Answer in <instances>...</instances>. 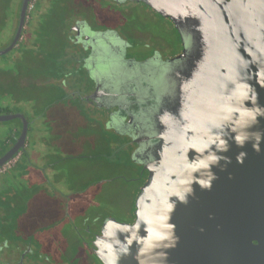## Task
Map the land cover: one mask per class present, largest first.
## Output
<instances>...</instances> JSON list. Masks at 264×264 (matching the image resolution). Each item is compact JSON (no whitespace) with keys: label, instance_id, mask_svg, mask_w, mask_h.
I'll use <instances>...</instances> for the list:
<instances>
[{"label":"water","instance_id":"95a60500","mask_svg":"<svg viewBox=\"0 0 264 264\" xmlns=\"http://www.w3.org/2000/svg\"><path fill=\"white\" fill-rule=\"evenodd\" d=\"M28 1L0 55L16 45ZM113 1L170 19L182 49L166 59L122 57L120 84L135 86L138 112L131 157L147 177L134 221L105 218L95 256L102 264H264V0ZM13 119L21 132L0 170L27 144L26 117L0 113L1 122Z\"/></svg>","mask_w":264,"mask_h":264},{"label":"rangeland","instance_id":"374dc122","mask_svg":"<svg viewBox=\"0 0 264 264\" xmlns=\"http://www.w3.org/2000/svg\"><path fill=\"white\" fill-rule=\"evenodd\" d=\"M80 2L90 4L92 9L97 8L103 13H110L114 22H121L122 26L127 28L132 26L158 35V41L152 38H139L140 42H147L150 45L142 54L147 55L149 50L157 47L162 58L166 59L177 55L182 49L179 35L172 24L141 3L128 1L125 5H117L111 0ZM13 33V25L9 27L0 23V51L11 43ZM18 50V47H14L10 52L0 55V72L3 70L9 75L13 71V66L19 73L23 70L26 60L18 61ZM65 82L68 83L65 93L70 95L75 92L74 98L69 99L77 104V111L60 110L65 103L56 101L50 111L56 118L62 119L61 123H65L64 128L58 131L56 125L47 127L41 124L39 126L44 129V133L37 135L33 131L39 121L38 118L41 117L34 116L31 111L30 107L34 101L31 91L14 92L15 88L11 82L4 86L11 101L7 104L0 101V110L21 113L28 119L29 124L27 145L20 161L13 167L0 171V217L7 209L5 218L14 220L15 223H11L19 229L16 235L5 234L10 241L22 240L20 238L23 230L20 228L25 223L31 224L26 238L29 241L33 237L34 246L36 244L38 246L34 247L38 249L37 251L44 253L37 243V236L40 235L35 233L40 231L43 232L41 236L51 237L49 243L54 246L55 251L43 255L44 258L40 257L44 264H100L88 248L90 234L80 231L83 240L79 242L84 244L78 243L77 234L71 230L72 227L80 229L81 226L93 224L94 219L98 222L107 217L131 223L134 202L145 182L146 174L142 175V168L132 160L131 154L135 148L130 141L128 142V138L119 136L118 141L109 146L107 139L113 132L109 131L104 122L100 125L94 119L96 118L94 113L84 108L83 102L79 100V95L85 90L79 89L76 84L70 85L69 81ZM12 92L15 95L12 96ZM4 94L0 93L1 99ZM57 97H59L57 93L54 97L52 95L50 101ZM44 103L48 102H40ZM61 112L64 113L63 116ZM21 128L19 119L0 121V153L7 151L14 143L17 137L14 133H20ZM58 133L62 134L59 136ZM14 161L15 159L11 160L10 166ZM17 173L22 177L18 178ZM75 198L84 203L81 213L88 219L83 225L81 215H75L73 218L68 214L65 218L62 210L57 207L62 203L65 213L75 212L76 210L69 204ZM70 217L72 220L68 219ZM9 223L7 221V226ZM55 238H59L58 243L62 248L60 251L57 250L58 247L55 248L57 245ZM38 257L30 256L31 259Z\"/></svg>","mask_w":264,"mask_h":264},{"label":"flooded vegetation","instance_id":"af4514ba","mask_svg":"<svg viewBox=\"0 0 264 264\" xmlns=\"http://www.w3.org/2000/svg\"><path fill=\"white\" fill-rule=\"evenodd\" d=\"M80 1H28L24 15V26L14 46L19 48L17 51L18 61L25 59L26 62L20 73L17 70L15 71L14 66L12 67L13 71L9 75H6L5 71L1 70L0 93L4 92L5 94L1 95L2 99L0 98V101L6 104L11 101L8 98L9 96H7V88H4L10 82L15 88L14 92H17L16 90H29L34 99L30 107L31 111L34 116L41 117L38 118L39 121L34 127V134L44 133V129L39 126L41 124L47 127L56 125L58 131H61L65 123L62 124V119L56 118L50 110L56 101H62L65 106L60 107V110L71 109L74 112L77 111V104L69 99L70 97L74 98L75 92L67 95L64 91L68 84L65 81H69L70 85L73 83L76 86L78 85L79 89L85 90L84 93L79 95V100L83 102L84 108L94 113L96 117L94 119L100 125L104 122L109 131L113 132L107 139L109 146L114 145V141H118L117 138L119 136H125L128 138V142L132 143L133 148H136L137 145L133 142V137L136 133L135 126L138 123V112L136 105L132 102L133 98L130 96L135 86L120 84L119 79L125 77L122 69V57L125 60L135 59L141 61L152 56L156 51L160 53L158 48L155 47L151 51L149 50L147 55L145 53L142 54L144 49L150 48V45L147 42H140V39L144 38H152L158 41V35H153L150 31H143L132 26L128 28L122 26L121 22H114L110 13H103L97 8L92 9L90 4L81 3ZM111 1L117 5H125L128 2L119 4L113 0ZM141 4L148 7L143 3ZM22 5L23 0H0V23L9 27L13 25L14 27L11 42L16 35L20 22ZM148 8L151 9L150 7ZM151 11L169 21L174 27L170 19L161 16L153 9ZM160 42L162 43L163 41ZM129 51L131 52L130 55ZM40 82H43V84H40ZM101 90L109 92L107 93L108 95L105 94L94 98V93ZM56 93L59 97L50 101V97L52 95L54 97ZM110 94H115V96L111 99L109 97ZM13 95L15 94L12 92ZM40 102L48 103L40 104ZM0 113L7 112L0 110ZM63 114L61 112V116ZM16 134L15 132L14 135ZM19 134L16 136L18 137ZM58 134L60 136L62 133ZM21 152H24V149L20 150ZM140 167L142 168V166ZM145 171L143 169L142 175L146 174V180L147 172ZM69 204L73 206L74 210H76L75 212L65 213L62 209V203H59L57 207L62 210L65 218L68 214H71L73 218L75 215H81V224L83 225L88 219L87 216L81 213L84 203L75 198ZM72 217L68 219L72 220ZM104 219L98 222L94 219L93 224L86 227L81 226V228L79 227L80 229L73 226L71 229L77 234L76 239L81 244L84 243L79 242L83 240L80 231L90 234L88 248L100 264L102 263L95 256L92 243L95 236L100 233ZM134 219L133 214L132 222ZM6 224L5 221H0V264H44L40 257L55 251L54 246L49 243L51 237H48L49 235L41 236L43 232L40 231L35 234L41 236H37V243L45 254L37 251L38 249L34 247L38 246L37 244L34 246L33 237L29 241L26 238V235L29 234V226L24 230L25 235H21V241L8 240L5 237V234L8 233L6 232ZM18 233L16 231L15 235ZM55 239L57 240V242L55 241L57 244L55 248L58 247V251L62 250L58 243L59 238ZM34 255L39 257L31 259L30 256Z\"/></svg>","mask_w":264,"mask_h":264},{"label":"trees","instance_id":"16d2710c","mask_svg":"<svg viewBox=\"0 0 264 264\" xmlns=\"http://www.w3.org/2000/svg\"><path fill=\"white\" fill-rule=\"evenodd\" d=\"M18 134V133H17ZM5 151H2L1 153H0V155H2L3 153H4ZM23 155V152H21V154H20V156H19V158L16 160V163L18 162V161H20V157ZM13 167V166H12ZM143 170V169H142ZM146 172V171H145ZM24 174H25V172H24ZM24 174H22V175H24ZM26 176V174L24 175V177ZM17 177L18 178H21L22 176H21V174L19 175L18 173H17ZM1 208V207H0ZM3 210V209H2ZM6 210V211H5ZM4 211H5V214L3 215V216H1L0 217V220L1 221H5L6 223H7V221L8 222H10L9 223V226H7L8 224H6V232H8V234L9 233H12V234H15V232L16 231H19V229L18 228H16L13 224L15 223V221L14 220H10L9 218H5L6 216V213H7V209H5ZM13 224H12V223ZM27 226H31V224L30 223H25V224H23V226L21 225V230H23L22 232H21V235H25V233H24V230H25V228L27 227Z\"/></svg>","mask_w":264,"mask_h":264},{"label":"crops","instance_id":"0c3cea01","mask_svg":"<svg viewBox=\"0 0 264 264\" xmlns=\"http://www.w3.org/2000/svg\"><path fill=\"white\" fill-rule=\"evenodd\" d=\"M27 145V144H26ZM21 154V153H20ZM20 156V155H19ZM18 156V157H19ZM16 160H17V158L15 159V161H14V163L10 166V167H12L15 163H16ZM10 167H5L4 169H2V170H5V169H8V168H10ZM1 171V170H0Z\"/></svg>","mask_w":264,"mask_h":264}]
</instances>
